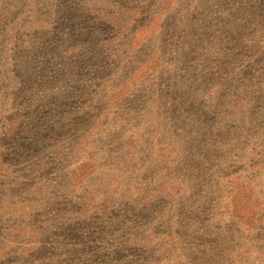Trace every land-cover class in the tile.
<instances>
[{
    "label": "rangeland",
    "instance_id": "374dc122",
    "mask_svg": "<svg viewBox=\"0 0 264 264\" xmlns=\"http://www.w3.org/2000/svg\"><path fill=\"white\" fill-rule=\"evenodd\" d=\"M85 1L90 4L88 11L66 9L76 7L83 0H0V16L3 13L0 22L5 25L0 32V57L7 54L14 60L12 75L0 70L3 80L12 77V81L5 83L7 88L0 84V103L4 98L6 103L0 106V114L9 117L18 127L11 139L0 135V160L5 163L3 169L6 168L0 171V247H5V255L22 251V247L30 252L33 247L27 242L36 238V234L28 230V222L33 229L36 221L44 220L57 230V238L48 249L54 252L49 256L57 259L58 264L76 262L79 258H82L79 264H113L109 249L117 248L119 242L108 237L127 231L125 215L112 219L107 215L121 210L122 207L115 205L142 202L147 193L157 192L174 179H188V185L180 195H175L164 215H181L183 201L195 200L200 194L207 199L214 198L218 188L212 182L218 174L209 182L203 165L207 154L221 151L223 141L224 149L230 152L228 171L244 175L254 190L264 195V162L260 158L264 148L254 152L252 141V135L263 133L264 138V115L260 112L264 88L261 101L252 105L247 116L238 113L246 118L237 121L225 117V113H237L232 106L238 95L233 94L228 84L221 86V70L213 71L214 76L211 73L221 60L218 44L228 34L221 28L234 26L238 30L235 35L231 34V41L241 43L242 47L237 50L242 57L239 59L256 61L250 75L255 87H260L264 81V0H125L127 6L139 11L138 24H145L151 15L155 16L150 26L134 31L135 44L145 42V47L134 57L128 49L129 39L117 47L104 41L98 52L86 50L85 33L90 32L95 20H103L105 12H111L112 7L117 10L118 5L108 4L113 0H101L98 5L97 0ZM60 6L66 17L59 14ZM90 7L96 14L90 12ZM162 24L163 28H179L180 24L203 26L211 43H205L206 51L198 49L182 66L180 54L170 49L174 44L179 46L182 39L179 44L173 34L150 37ZM111 27L106 26L108 32ZM184 40L188 38L185 36ZM200 40V35L194 38L195 42ZM10 42L15 48L13 53L6 50ZM228 47L225 46L223 54ZM152 48L165 54L161 55L164 61L155 70L143 62ZM230 52L233 53L231 49ZM118 53L117 61L114 54ZM94 60L98 69L88 63ZM136 68L144 77L142 82L147 76H155V86L124 81L127 70ZM183 73H190L203 83L199 99L188 102L180 118L188 125L185 134L179 137L184 138L182 145L190 143L183 149L185 163L189 162L190 168H167L161 158L153 160L150 154L160 138H176L172 135V126L180 113H174L173 99L182 91L175 86L183 85L180 80ZM98 78L105 79V83L102 79L98 82ZM18 81L20 85L12 88L11 83ZM180 97L183 102L189 96L181 94ZM117 98L121 101H116ZM258 112L259 116L253 117ZM158 127L163 130L160 135L155 131ZM22 139L23 150L17 148ZM130 142L135 144L134 149H129ZM148 176L151 177L146 179ZM141 185L147 186L144 193ZM104 207L106 211L102 210ZM185 214L188 213L185 211ZM196 214L193 216L198 217ZM261 214L259 209L260 218ZM202 221L196 224L198 237L209 230L205 226H210V221ZM149 225H142L139 234L151 233L155 228H148ZM9 239L14 242H8ZM20 240L23 242L19 243ZM120 246L125 249L130 245L120 242ZM132 247L119 255L120 261L129 262L137 256L149 258L150 262L160 260L158 253L153 254L152 246L140 247L143 255H133ZM246 249L255 251L252 245ZM204 252L211 253L199 246L193 250L198 255ZM252 253L256 256L248 261L237 260L235 264H264V256ZM17 256L2 258L0 264H14ZM28 261L37 263L31 258L23 260Z\"/></svg>",
    "mask_w": 264,
    "mask_h": 264
},
{
    "label": "trees",
    "instance_id": "16d2710c",
    "mask_svg": "<svg viewBox=\"0 0 264 264\" xmlns=\"http://www.w3.org/2000/svg\"><path fill=\"white\" fill-rule=\"evenodd\" d=\"M100 2L101 0H97L95 4L98 5ZM85 3L87 2L83 0V3L79 2L76 7H67L66 9H69V11H88L90 4ZM115 3L118 5L117 10L112 7L111 12H105V15L102 16L103 20L101 18L100 20H95L92 24L90 32L85 33L83 44L85 48H87V51L92 49L94 52H98L104 41L108 42L110 46L113 45V47H117L121 45L122 41L129 39L130 41L128 43V49L132 51V55L134 57L135 55H138L145 47V42L138 45L135 44V38L137 35L134 33V31L150 26L151 21L155 20V16L154 14L151 15L145 24H138V17L140 16V13L136 8L127 6L125 0H121L120 2H117V0L108 2V4L111 5H114ZM60 8L61 11L59 14L66 17V12L62 9L63 7L60 6ZM89 9L91 13L95 11L92 7ZM262 15H264V12ZM2 16L3 13L0 16V20H3ZM126 16L128 20H126ZM103 22L106 26H112L109 32ZM4 26L5 25L0 22V32H3ZM162 26L163 24L158 26L156 33H154V35H150V37L161 38L163 36L173 34L175 35L174 38L177 37L176 43H179V41L182 39L183 41L181 44L179 43V46L175 47L174 44L170 47L172 51L180 54L179 58L182 66H184L186 62H189V58L193 57L197 53L198 49L203 48V50L206 51V46L204 45L205 43H211V38L207 37L206 28L203 26L193 27L190 24H180L179 28L175 26L163 28ZM221 30L226 31L228 34L223 40L224 42L218 44L219 51H217V54L221 56V60L218 63V67L212 68L211 73L214 76L216 72L213 71L221 70V86L228 84L233 94L238 95L235 102L236 104L232 106L233 110L237 113H225V117H233L238 121L242 118H246L238 113H244V115H246L252 105L254 106L258 101H261L264 81L260 83V87H255L253 77L250 75V73L253 72V68L256 66V61H251L250 58L242 60L239 59L242 57L238 56L237 50L238 48L240 49V47H242L241 43L237 41H231V34L235 35L238 28L234 26H228L222 27ZM147 31L149 32L150 29H147ZM198 35L201 36V40L195 42L194 38H196ZM185 36L188 38V40H184ZM8 45L9 47L6 50H9L13 53L15 48L13 47L12 42H10ZM225 46H229L230 48H226V53L223 54V49H225ZM230 49L233 51V53L230 52ZM165 50L168 51L167 49ZM119 55V53L117 56L114 54V57H116L117 61L119 60ZM161 55L165 54L159 53V51H157L155 48H152L150 51H148L143 62L146 64H151L150 68L155 70L158 66L160 67V63L164 61V57H161ZM193 61L194 60L192 59V62ZM13 62V58L7 54L4 57H0L1 72L7 75H12ZM88 63L98 69L99 65L95 60ZM81 64L82 63L79 65L81 66ZM130 66V63L128 62V67ZM138 69L139 68H136L132 71L130 69L127 70L129 73H126L124 81L131 80L132 83L138 82V84L145 82L150 88L154 87L155 76H147V78L142 82L141 80L144 77L138 72ZM101 75L105 76V74ZM98 79H100L98 81L100 82L102 78ZM237 79H240V81L237 82ZM180 80L183 85L177 84L175 87L181 88L182 91L179 90V95L173 99V102L176 103L174 105V113H180L174 121L176 124L172 126V135H175L176 138H173L172 140L163 137L160 138L157 144H153V150L150 154L153 160L161 158L163 160L164 166L167 168H171V166H175V168L177 166H187L190 168V166L187 165L189 162L185 163L187 159L184 157L185 154L183 153V149L189 146L190 143L185 142L182 145L184 138L181 139L179 137V135H182V133L185 134L186 126L188 127V125L186 121L184 122V120L180 118L183 116V108L187 105V103L196 102L199 99L197 96L202 90L200 88L203 86V83H199V81L195 79L190 73H183ZM10 81H12V77L4 78V80L2 77H0V84L3 83V86L6 88L7 86L5 83ZM209 81L212 80L209 79ZM22 82L25 84V81L22 80ZM102 82L105 83V79H102ZM11 84H13L12 88L20 85L19 81ZM172 91H174V89H172ZM172 94L175 95L173 92ZM181 94L188 95L189 97L185 98V101L181 102ZM116 101L120 102L121 100L117 98ZM2 104H6L5 98L3 99L2 103H0V106ZM237 104L240 105V107ZM263 106L264 104H262L260 112H262L264 115V108H262ZM260 112L254 113L253 117L257 118ZM237 116H241V118H238ZM0 122L3 126V130L0 132L1 137L11 139L12 135L18 131L17 123L11 122L9 117H3L2 114H0ZM155 131L158 135L162 134L163 132L162 128L160 127L155 128ZM262 134L263 133L256 136L252 135V141H254V152L259 147L262 150L264 148V146H262V143L264 142ZM211 136L213 137V135ZM215 137H219V135H215ZM24 138H26V136H24ZM247 140H249L248 137ZM21 142L22 144L17 148L23 150V148H25L23 139ZM213 143H215V141H213ZM193 144L194 143H191V145ZM221 146L222 149L218 153L216 152L215 154V151H212L211 154H207V161L205 162L206 165H203V168H205L207 172V180L209 182L212 181L215 174H218L212 182L215 184L214 186H217L218 188V190L214 193V198L207 199L204 198L202 194H200L195 200H192L191 198L184 200L181 208L184 211L180 212L182 217L180 214L177 216L164 215L163 212L168 209L170 202H173L175 195H180L181 192L185 191V187L188 185V179H174L172 182L162 185L161 188L158 189V193L156 191L154 192L153 190L147 193V195L144 196L145 199L142 202L133 201V203H130L129 201H126L119 206L115 205L116 207H122L121 210L110 211L111 213H108L107 215H109L110 219L116 218V216L125 215L124 225L127 231L119 235L115 234L114 236L112 235L108 237L111 239H116V241L119 242L117 248L109 249V251L113 254V264H158L161 261L167 264H235L237 260L240 262L242 259L248 261L250 258H252V256H256V253L252 252H258L261 254V256H264V195H262L261 191L256 192L251 186V182H248L244 175H238L228 171L229 161L227 159V155H229L230 152H228V149H224L226 146L225 141H223ZM128 147L129 149H134L135 144L130 142ZM196 147L197 146H195V148ZM260 158L261 161L264 162V153ZM1 161L2 160H0V171L3 172L6 168L3 169L5 163ZM145 162L146 161L143 163ZM149 177L151 176H148L146 179ZM225 186H227V189L229 190L226 191ZM256 187H259V185L257 184ZM140 189H142L144 193L145 190H147V186L141 185ZM203 192L204 190H202V193ZM151 193L153 195L150 196ZM161 197H164L163 199L165 200L162 201ZM129 204L132 205L129 206ZM106 209L107 208L105 207L102 208L103 211H106ZM259 209L262 211L261 218L258 216ZM185 211L188 214H185ZM196 211H198L197 214ZM195 214L198 217H194L193 215ZM200 219L203 220L202 223L209 220L210 226H205V229L209 228V230H204L201 233V236L198 237V228L196 224H198L197 221ZM148 223L150 224L148 228L154 226L155 229L151 233L139 234L142 225L147 227ZM227 223H229L230 226ZM36 224V227L31 229L28 222V230L31 231V233L36 234V238H33L27 242V244H30L33 247L30 252H28L26 249H23L22 247L20 248L22 251L5 255V247H0V259L5 257L12 258L15 255H18L17 257L19 258L16 259L17 261L14 264H30V261L26 263L23 262V260L26 258H31V260L35 261L37 260L36 264H38V262H40L39 264H58L57 259H53L49 256V253L51 255L54 254V252L48 249L49 246L52 245L53 240L57 238V230L56 228H53L55 225L52 226L51 223L48 224L44 220L36 221ZM232 227H235V229ZM129 229L133 230L130 231ZM50 230L51 235H49ZM36 232H40L39 235ZM9 240L10 241L8 242H14L11 241V239ZM22 242V240L19 241V243ZM120 242L133 246V255H143V251L140 250V247L147 248L152 246V248H154L153 254L155 255L158 253L160 255V260L150 262L149 258L137 256L132 261L122 262L119 259V255L123 254V252L129 251L130 246L126 247L125 249H120ZM247 245H252L253 248H255V251L246 249ZM186 246L191 247V249H185ZM195 246H199L204 250L208 249L211 251V253L204 252L200 255L193 253ZM74 253L75 251L71 255ZM254 258L258 259V257ZM88 259L90 261V258ZM81 260L82 258H79L76 262L70 261L68 264H79V261Z\"/></svg>",
    "mask_w": 264,
    "mask_h": 264
}]
</instances>
